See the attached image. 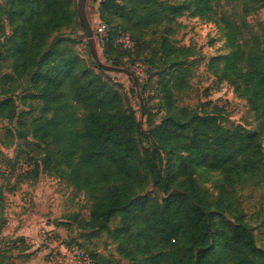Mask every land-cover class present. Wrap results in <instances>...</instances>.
Listing matches in <instances>:
<instances>
[{"label":"trees","instance_id":"1","mask_svg":"<svg viewBox=\"0 0 264 264\" xmlns=\"http://www.w3.org/2000/svg\"><path fill=\"white\" fill-rule=\"evenodd\" d=\"M238 1L241 12L235 16V8L230 14L217 12L216 0H100L99 18L109 26L104 42L106 48L115 42L118 49L133 51L159 27L162 40L168 41L181 26L179 18L194 11L215 22L226 39L229 52L212 59L213 73L235 85L264 124V26L255 31L247 21L264 9V0ZM74 3H0V61L9 68L0 85V119H16L20 134H9L43 153V174L66 181L91 202L89 220L77 228L89 233L85 237L109 231L116 255L129 264H264V248L239 203L243 188L264 180V134L226 125L223 106L217 103L208 102L199 113L177 107L175 91L188 87L191 49L170 47L163 55L166 114L156 130L158 147L142 149L145 133L136 113L102 79L96 69L103 67L90 64L59 39L50 43L54 34L75 22ZM80 25L86 33L85 24ZM123 34L131 38V48L118 42ZM105 54L110 59L107 49ZM158 63L161 59L151 60V65ZM114 65L120 68L118 61ZM24 78L29 88L19 90L14 83ZM30 99L42 104L39 115L28 120L38 107L27 103ZM21 105L29 110L20 112ZM162 151L172 157L167 164L174 166L178 184L161 203L153 199L140 204L138 192L147 179L165 176L160 175ZM197 172L214 178L216 198ZM117 218L120 225L112 229ZM6 224L5 219L0 223V235ZM77 238L70 245L82 248ZM98 253H91L95 264L110 262ZM0 264H19L2 248L1 239Z\"/></svg>","mask_w":264,"mask_h":264},{"label":"rangeland","instance_id":"2","mask_svg":"<svg viewBox=\"0 0 264 264\" xmlns=\"http://www.w3.org/2000/svg\"><path fill=\"white\" fill-rule=\"evenodd\" d=\"M5 1L0 0V3L4 4ZM99 1L86 0L85 4V14L93 29L95 51L102 63L116 67L114 64L118 61L121 70L95 69L106 83L122 94L126 100L125 106L135 111L145 133L144 141L140 140L142 149L158 147L156 130L166 114L161 94V80L165 66L163 55L170 47L191 49L188 55L190 64L187 73L188 87L180 92L175 91L177 107L199 113L208 102L212 105L217 103L223 106L222 120L226 125H243L250 131L257 130L264 134V124L257 120L247 100L235 91V85L224 80L221 74L215 76L213 73L212 59L229 52L226 39L215 22L195 16L194 11L191 10L179 18L181 26L169 36L168 41L162 40L163 28L159 27L156 33L144 36L141 45L133 51H123L122 47L118 49L115 42L111 45L112 47L106 48L105 39L101 38L97 31V26L101 21ZM78 2L79 0H75L72 9L79 15ZM216 2L217 12L230 14L233 8L237 13L235 16L241 12L238 0H216ZM78 15L71 26L64 27L57 35L54 34L50 38V43L53 39H59L61 45L72 47L90 64L95 63L89 47L88 32L85 33L80 25L83 21ZM247 21L255 31L259 30L260 25L264 26V9L249 15ZM106 49L110 59L105 54ZM156 49L159 52L154 55ZM159 59L161 63L151 65V60L158 61ZM134 70L139 71V74H134ZM6 73H9L8 64L0 61L1 87L2 76ZM27 82L29 79L24 78L14 84L19 85V90H26L29 88ZM27 103L33 104L34 107L38 106L31 115L26 116L30 120L39 115L42 103L40 100L32 99ZM22 110L29 109L21 105L20 112ZM9 130L20 134L17 120L0 119V223L4 219L7 221L0 235L2 248L8 249L19 264H50L49 252L46 253L41 248L34 250L26 240V237L32 238L29 237L31 235H27L28 233L35 232L36 234V230L43 221L48 224L47 228L51 234L46 250L58 252L61 258L67 248L72 247L70 242L78 237V241L83 245L82 248L90 255L92 252H99L98 254L102 256L110 257V262L105 260L102 264H129L128 261L116 255V243L109 231L102 230L95 236L85 237L89 233L78 229L77 225L89 220L91 202L84 193L75 191L66 181L43 174L41 172L43 153L34 152L26 147L25 141L11 136ZM162 157L164 160L160 165V175L165 176L159 181L147 179L145 187L138 192L140 204H150L153 199L161 203L163 198L178 184V179L174 177V166L167 164L172 157L166 151H162ZM29 162H33L32 166ZM201 175V172L196 174L202 186L209 191L213 199L216 198L218 191L214 178H204ZM239 203L246 218L255 227V235L262 247V242H264L262 241L264 240V180L256 186L243 188L239 194ZM118 225H120L119 218L111 223V228L114 229ZM80 234L85 235L79 237ZM23 254L31 255L27 258Z\"/></svg>","mask_w":264,"mask_h":264},{"label":"built area","instance_id":"3","mask_svg":"<svg viewBox=\"0 0 264 264\" xmlns=\"http://www.w3.org/2000/svg\"><path fill=\"white\" fill-rule=\"evenodd\" d=\"M98 34L101 36V38L105 39L107 37V33L109 31V26L104 21H100L97 26ZM119 43L123 45L125 48H131L133 45V42L128 34H123L119 40ZM136 73H139V71L134 70ZM48 224L45 222H41L39 228L33 234H27L31 235L29 237H32L30 240L26 237L27 242L30 244V246L37 250L38 248L44 249L51 255L50 258V264H56V263H63V264H95V261L91 257V255L85 251L84 249L80 248L79 246H72L71 248H67V250L64 252L63 257L59 256L58 252H51L46 250L47 245L50 241V230L47 228Z\"/></svg>","mask_w":264,"mask_h":264},{"label":"water","instance_id":"4","mask_svg":"<svg viewBox=\"0 0 264 264\" xmlns=\"http://www.w3.org/2000/svg\"><path fill=\"white\" fill-rule=\"evenodd\" d=\"M85 4L86 0H79L78 2V13H79V18L83 21V23L86 26L87 32H88V37H89V45L92 50L93 58L94 60L103 68L107 70H121V68L118 67H112V66H107L104 63L101 62L97 52L95 51V46H94V41H93V29L89 23V20L85 14Z\"/></svg>","mask_w":264,"mask_h":264},{"label":"crops","instance_id":"5","mask_svg":"<svg viewBox=\"0 0 264 264\" xmlns=\"http://www.w3.org/2000/svg\"><path fill=\"white\" fill-rule=\"evenodd\" d=\"M26 235V234H25ZM257 237V236H256ZM262 238V237H261ZM258 239V238H257ZM263 239H264V237H263ZM262 241H264V240H262ZM258 244L259 245H261L259 242H258ZM262 247L264 248V242H262Z\"/></svg>","mask_w":264,"mask_h":264}]
</instances>
